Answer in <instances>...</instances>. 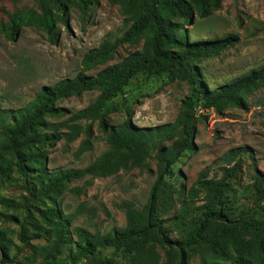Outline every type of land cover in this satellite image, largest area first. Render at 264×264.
<instances>
[{"label": "rangeland", "instance_id": "rangeland-1", "mask_svg": "<svg viewBox=\"0 0 264 264\" xmlns=\"http://www.w3.org/2000/svg\"><path fill=\"white\" fill-rule=\"evenodd\" d=\"M41 0H0V129L9 124L11 112L29 104L43 86L73 77L81 70L83 54L98 46L106 37H118L132 24L130 7L120 0H92L83 14L77 0H65L51 32L38 26L42 17ZM150 27L131 40L124 41L105 63L87 71L95 73L116 63L128 53L140 49ZM229 34L237 37L233 45L218 53L201 57L198 65L202 80L209 88L220 87L251 69L264 65V0H223L221 6L206 17L196 15L186 26L188 40L220 38ZM190 87L178 77L165 71L160 75L139 72L124 86L104 110L110 126L123 121L155 128L174 120L181 100ZM98 90L63 97L54 106L61 110L44 115L45 124L39 132L68 131L61 127L79 109L90 104ZM245 107L227 106L217 114L212 109L198 111L194 148L181 153L164 187L167 200L157 204L155 215L163 220L169 238L180 236L172 217L180 210L177 192L184 194L198 188L194 204L206 200L205 192L197 187L199 174L208 170V178L224 176L225 169L235 161H225L231 149H244L236 157L239 166L236 175L227 179L222 193L223 211L232 219L264 221V197L258 199L252 183L255 170L264 172V85L243 95ZM82 129L72 141L63 138L50 143H39L28 150L35 161L22 173L13 165L7 176L0 178V264H134L131 253L112 246L96 245L85 250L77 227L87 230L90 239L124 228L126 205L141 209L149 197L157 176L156 152L147 159L144 168L120 169L107 176L84 175L67 183L60 195L29 199L28 190H36L48 172L57 169L83 168L108 149L98 118L81 121ZM90 128L92 148L80 156L75 152L82 140L87 139L85 128ZM164 144H169L165 141ZM7 155L1 158L6 160ZM30 168V169H29ZM58 210L57 216H49ZM70 216L62 230L61 217ZM25 235V241L19 232ZM230 236L226 259L212 252L204 243H198L188 253L187 264H205L215 259L228 263L238 253H247L256 262V232ZM264 245V235H263ZM92 248V246H90ZM169 246L151 242L144 252L155 258L156 264H166ZM82 252L83 257H72Z\"/></svg>", "mask_w": 264, "mask_h": 264}, {"label": "trees", "instance_id": "trees-1", "mask_svg": "<svg viewBox=\"0 0 264 264\" xmlns=\"http://www.w3.org/2000/svg\"><path fill=\"white\" fill-rule=\"evenodd\" d=\"M78 8L85 14L92 0H77ZM126 3L131 11L132 24L118 37H106L102 42L86 51L81 60V70L73 77L64 78L56 83L43 86L34 99L27 105L11 112L10 123L0 129V160L4 155L8 158L0 161V178L7 176L13 170V165L24 174L32 165L36 156L26 152L39 143H50L59 139L72 141L82 129L81 121L88 118H98L102 129L106 130L105 140L108 149L93 163L83 168L57 169L48 172L45 179L39 182L36 190H28L29 199L48 198L62 193L65 185L86 174L91 176H107L120 169L131 170L144 168L147 159L156 152L157 176L150 191L146 204L141 209L126 205L127 223L124 228L113 230L100 236L93 242L87 230L77 227L84 249L91 250L96 245L112 246L131 253L134 264H156L155 258L146 257L144 252L151 242L169 246L166 250V264H187L188 253L198 243L206 244L212 252L220 253L226 259L227 241L230 236L244 234L251 230L256 232V253L258 260L254 262L247 253H238L225 264H264V221L236 220L223 211L222 193L227 179L236 175L239 166L236 157L244 149H231L225 153V161L231 167L225 169L221 179L208 178V170L202 171L197 180V187L206 194L202 204H194L193 197L198 188H190L185 194L181 186L175 190L180 200V210L172 217L180 236L169 238L163 220L155 215L157 204L167 200L164 187L167 178L174 174L173 162L183 151L194 148L193 136L196 133V121L200 109H212L220 114L229 106L245 107L243 95L253 88L264 85V65L251 69L247 73L235 77L220 87H207L195 63L201 57L218 53L234 44L237 37L229 34L220 38L188 40L186 26L190 25L195 16L206 17L217 10L223 0H120ZM65 8V0H41L43 11L38 20L47 32H51L59 14ZM144 43L140 49L128 53L120 61L107 65L95 73H87L90 69L109 60L118 47L131 40L137 34L143 33L147 27ZM168 71L184 80L190 87L189 94L182 98L178 112L173 121L155 128H144L123 121L116 126L108 127L104 118V110L109 101L121 94L124 86L139 72L149 75H160ZM89 90H98L94 100L82 109L77 110L66 120L60 122L61 127L68 131L54 133L39 132L38 128L45 124L44 115L55 114L61 109L54 106L56 100L80 95ZM87 139L82 140L77 148L76 156L92 148L89 138L90 128H85ZM168 141L169 144H164ZM30 169V168H29ZM258 199L264 197V172L255 170L252 183ZM58 210L49 216H57ZM60 218V217H58ZM64 224H69L70 216H62L58 222L60 230ZM19 237L25 241V235L19 232ZM92 246V248L90 247ZM82 252L72 258L83 257ZM104 264H112L104 262ZM115 264V263H114ZM205 264H224L214 260Z\"/></svg>", "mask_w": 264, "mask_h": 264}]
</instances>
